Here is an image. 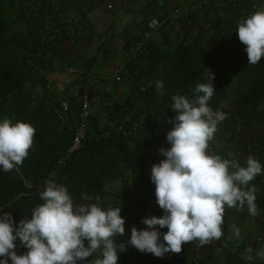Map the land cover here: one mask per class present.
<instances>
[{"label": "trees", "instance_id": "16d2710c", "mask_svg": "<svg viewBox=\"0 0 264 264\" xmlns=\"http://www.w3.org/2000/svg\"><path fill=\"white\" fill-rule=\"evenodd\" d=\"M31 1L0 0V119L29 122L36 129L23 164L9 172L0 170V214L12 215L17 224L30 219L32 209L43 203L40 193L48 180L66 186L74 205L98 203L103 207L111 183L121 179H131L135 184L142 181L147 170L143 154L151 146L146 140L118 133L116 123L144 114V121L153 125L151 116L156 115L157 139L168 143L167 133L177 115L171 97L183 94L191 98L198 83L212 84V73L217 89L209 106L218 110L228 87L241 79L243 88L234 100L231 116L242 125L255 122L264 129V58L248 64L246 45L238 37L233 51L222 55L217 47L189 37L186 29L174 34L172 28L163 27L148 42L139 60L129 59L126 63L125 74L133 91L129 105L117 102L111 109L103 103L106 116H91L81 148L70 152L80 104L74 108L70 104L69 112L61 118L57 93L35 94L28 87L30 72L44 66L43 49L48 39L44 33L49 16L43 6L31 12ZM13 20L25 24L24 37L9 36ZM9 44L14 45L15 52L3 54ZM155 81H163V88L158 89ZM149 82L151 87H147ZM255 196L257 207L264 209V188ZM16 244L17 254L28 251L19 240ZM99 255L94 253L82 264H93ZM120 259L122 264H142L124 258V254Z\"/></svg>", "mask_w": 264, "mask_h": 264}, {"label": "clouds", "instance_id": "9594fccd", "mask_svg": "<svg viewBox=\"0 0 264 264\" xmlns=\"http://www.w3.org/2000/svg\"><path fill=\"white\" fill-rule=\"evenodd\" d=\"M236 32L246 45L248 64L260 62L264 58V9L241 19ZM211 80L212 84L198 83L191 98L171 97L177 115L167 133L170 147L160 148L165 159L153 164L151 171L156 201L164 215L145 217L144 229L132 227L128 243L141 252L163 257L181 252L186 242L204 245L221 239L225 206L247 205L251 215L257 214L254 190L246 189L257 175L264 174V165L251 156L241 165L208 151L219 122L225 119L223 112L209 106L216 91L213 73ZM155 84L163 88V81ZM151 86L149 82L147 87ZM35 131L29 122L0 119V170L9 172L23 164ZM40 199L43 203L32 209L31 218L19 224L12 215L0 214V264H9V259L11 264H82L97 252L100 255L93 264H118V254L126 250L124 242L114 239L125 235L122 207L74 205L67 187L54 180L46 181ZM165 227L168 230L162 234L160 229ZM234 234L240 237V229L235 228ZM17 240L28 249L25 254L15 251ZM256 256L264 260V249Z\"/></svg>", "mask_w": 264, "mask_h": 264}, {"label": "crops", "instance_id": "0c3cea01", "mask_svg": "<svg viewBox=\"0 0 264 264\" xmlns=\"http://www.w3.org/2000/svg\"><path fill=\"white\" fill-rule=\"evenodd\" d=\"M198 1L200 0H50L42 5L49 14L44 36H56L62 45V51H44V66L36 67L30 72V91L35 94L55 92L60 96L61 102L67 100L74 108L76 104H80L86 81L91 79L89 86L93 87V98H101L104 105L111 109L117 102L129 105L133 91L125 74L128 61L126 53L134 48L146 22L153 17L164 18L176 7ZM236 1L241 2L242 7L231 6L229 0H213L205 13L193 18L191 22L186 16H180L168 21L162 28H172L174 34L186 29L189 37L200 38L205 44L217 47L222 55H226L235 48L238 22L264 7L260 5L254 8L250 0ZM117 67L123 68L122 73L117 79H112ZM243 84V80L237 79L228 87L227 97L216 110L224 113L226 122H219L213 139L209 141L208 151L224 158L225 151L231 150L241 165H244L249 156L264 165L262 124L246 122L242 125L231 116L234 100L242 91ZM213 85L216 90V83ZM92 116L104 118L106 115L94 103ZM138 116L147 118L144 114ZM151 121L154 127L146 132V141L152 147L153 162L147 165L143 180L135 184L131 179H121L111 183L108 188L104 207H113L115 195L120 193L121 215L136 214L139 218H145L157 216L163 211L156 201V186L151 181V171L153 164L165 159L160 148H168L170 145L157 139L155 125L158 124V117L152 115ZM239 152H242L241 155ZM133 185H136V191L131 190ZM263 188L264 183L253 179L246 190L258 193ZM248 214L247 205L232 208L225 206L222 225L224 235L221 239L200 247L204 264H264V260L256 256L259 250L264 249V209L257 207L255 216L250 214L246 217ZM134 225L132 218L125 220V234L131 232ZM235 228H239L241 232L238 238L234 234ZM119 238L114 237L116 240ZM192 252V247L185 243L180 253L189 260ZM248 256L252 259L249 260ZM124 258L142 264H169L166 258L141 252L133 246L126 250ZM118 264H122L120 258Z\"/></svg>", "mask_w": 264, "mask_h": 264}, {"label": "built area", "instance_id": "2783aa9c", "mask_svg": "<svg viewBox=\"0 0 264 264\" xmlns=\"http://www.w3.org/2000/svg\"><path fill=\"white\" fill-rule=\"evenodd\" d=\"M213 0H200L196 3L186 4L182 6L176 7L171 13H169L164 18L153 17L146 22L145 28L136 42L134 48L126 53V58L139 60L142 56L143 51L145 50L148 42L155 36V34L162 28V26L167 23L168 21L175 20L180 16H186L188 20L191 22L193 18L199 17L203 15ZM231 6L235 8L242 7L241 2H237L236 0H229ZM250 3L253 5L254 8H258L260 5H264V0H250ZM42 6L41 2H37L35 5V10L39 11V8ZM109 7H111L109 5ZM189 22V23H190ZM48 50L53 53H60L62 51V45L56 36H51L47 39L44 45L43 52ZM123 68L117 67L113 73L112 79H117L121 73ZM91 80V79H90ZM90 80L86 81L84 85V92L80 96V109H79V122L76 126L75 134L73 137V142L70 148V152L76 151L81 148L83 140L87 136V129L88 125L92 116V106L95 103L98 107L103 106V102L101 98H93L90 94ZM214 83V80H213ZM70 110V103L67 100H63L61 102V118L64 117ZM106 115V113H105ZM153 125L147 124L143 119L139 117H131L129 119H124L118 121L115 125V129L118 133L126 136L127 138L134 139V140H146V132L152 130ZM240 155L242 152H239ZM237 156L233 154L231 150H226L224 154V159L228 160H237ZM143 161L145 164L150 165L153 162V151L152 148L148 147L143 154ZM238 161V160H237ZM254 179L259 180L260 182L264 183V174L257 175ZM132 191H136V185L131 187ZM112 206L120 207L121 206V194L117 193L115 195L114 202ZM164 211L160 212L157 216H163ZM127 219L132 218L135 222V227L138 229H144L147 225L143 224L142 221L144 218H139L136 214H123ZM158 227V226H157ZM167 227L160 229L161 233L167 232ZM131 232L126 233L123 237H120V242H124L126 245V250L129 249L131 246L128 241L130 239ZM163 236L161 235V239ZM187 245L191 246L193 249L192 255L190 259L187 260V257L184 256L182 253H167L163 257L169 262V264H204L203 262V254L201 252V244L199 241H192L186 242ZM126 250L121 251L118 255L119 258L126 252Z\"/></svg>", "mask_w": 264, "mask_h": 264}, {"label": "rangeland", "instance_id": "374dc122", "mask_svg": "<svg viewBox=\"0 0 264 264\" xmlns=\"http://www.w3.org/2000/svg\"><path fill=\"white\" fill-rule=\"evenodd\" d=\"M49 1L50 0H32L31 1V9H30L31 12H34V11L36 12L34 7H35L37 2H41L43 5V4H47V2H49ZM8 32H9V36H15L17 38H22L26 34V26L23 22H17L16 20L15 21L13 20L9 23V31ZM14 52H15L14 45L9 44L3 54L9 55V54H12ZM3 57H5V56H1V59Z\"/></svg>", "mask_w": 264, "mask_h": 264}]
</instances>
